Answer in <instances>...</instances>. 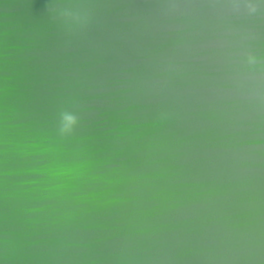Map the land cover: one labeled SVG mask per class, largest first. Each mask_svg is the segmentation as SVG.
I'll list each match as a JSON object with an SVG mask.
<instances>
[{
	"label": "water",
	"instance_id": "obj_1",
	"mask_svg": "<svg viewBox=\"0 0 264 264\" xmlns=\"http://www.w3.org/2000/svg\"><path fill=\"white\" fill-rule=\"evenodd\" d=\"M0 264H264V0H0Z\"/></svg>",
	"mask_w": 264,
	"mask_h": 264
}]
</instances>
